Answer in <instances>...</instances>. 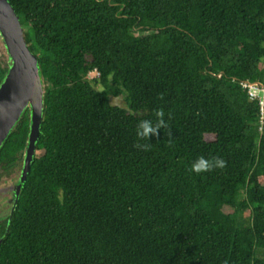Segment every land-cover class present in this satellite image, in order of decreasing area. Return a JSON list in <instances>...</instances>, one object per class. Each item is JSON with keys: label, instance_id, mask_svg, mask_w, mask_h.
Listing matches in <instances>:
<instances>
[{"label": "trees", "instance_id": "obj_1", "mask_svg": "<svg viewBox=\"0 0 264 264\" xmlns=\"http://www.w3.org/2000/svg\"><path fill=\"white\" fill-rule=\"evenodd\" d=\"M9 1L44 107L0 264H264V123L240 83L264 84V0ZM159 108L169 128L134 147ZM31 123L27 107L0 182L22 174ZM199 156L227 166L197 175Z\"/></svg>", "mask_w": 264, "mask_h": 264}, {"label": "water", "instance_id": "obj_2", "mask_svg": "<svg viewBox=\"0 0 264 264\" xmlns=\"http://www.w3.org/2000/svg\"><path fill=\"white\" fill-rule=\"evenodd\" d=\"M0 33L11 57L9 71L0 85V147L27 107H30L32 114L25 162L16 192L18 195L27 179L40 135L44 83L38 58L29 47L24 27L9 0H0Z\"/></svg>", "mask_w": 264, "mask_h": 264}, {"label": "clouds", "instance_id": "obj_3", "mask_svg": "<svg viewBox=\"0 0 264 264\" xmlns=\"http://www.w3.org/2000/svg\"><path fill=\"white\" fill-rule=\"evenodd\" d=\"M163 99V96L160 97ZM156 117L155 122L152 120H141L137 123L135 134L137 142L134 147L147 151L150 148L148 143H141L142 141H149L151 135H157L160 129H168L169 125L165 120V111L163 108L156 109L154 112ZM170 136V131L168 132ZM227 166V162L219 157L212 156L211 158H205L204 156L197 157L190 165V171L199 175L214 171L215 169H223Z\"/></svg>", "mask_w": 264, "mask_h": 264}, {"label": "rangeland", "instance_id": "obj_4", "mask_svg": "<svg viewBox=\"0 0 264 264\" xmlns=\"http://www.w3.org/2000/svg\"><path fill=\"white\" fill-rule=\"evenodd\" d=\"M4 45H5L4 40L0 37V56L6 57L7 51ZM94 76H95V72H91L89 74L90 79L93 78ZM94 86L97 89L103 88L102 85L99 83H94ZM110 101L114 105H118L126 109H129L128 103L126 101L125 93H123L120 96H111ZM20 177L18 175L17 176L13 175L12 177H10V179H4L2 182H0V221L4 220L10 214L12 202H13L14 190L17 185V180H19ZM3 190L11 192L12 197L8 193L5 194ZM246 214H248V211H246ZM257 255L259 257L264 258V248H257Z\"/></svg>", "mask_w": 264, "mask_h": 264}, {"label": "built area", "instance_id": "obj_5", "mask_svg": "<svg viewBox=\"0 0 264 264\" xmlns=\"http://www.w3.org/2000/svg\"><path fill=\"white\" fill-rule=\"evenodd\" d=\"M242 87L247 91L252 100H257L260 108V128L264 123V84L258 81L250 82L247 80L240 81Z\"/></svg>", "mask_w": 264, "mask_h": 264}, {"label": "flooded vegetation", "instance_id": "obj_6", "mask_svg": "<svg viewBox=\"0 0 264 264\" xmlns=\"http://www.w3.org/2000/svg\"><path fill=\"white\" fill-rule=\"evenodd\" d=\"M6 179H10V177H7ZM19 183H20V179L17 180V185H16V188H15V190H14L13 199L17 197L16 192H17V187H18ZM3 192H4L5 194L8 193V194L12 197L11 192L4 191V190H3ZM11 208H12V207H11Z\"/></svg>", "mask_w": 264, "mask_h": 264}]
</instances>
